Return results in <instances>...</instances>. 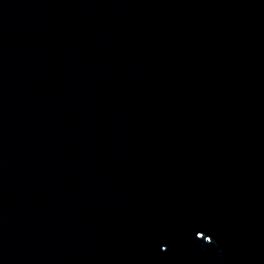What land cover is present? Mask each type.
<instances>
[{
	"label": "water",
	"instance_id": "1",
	"mask_svg": "<svg viewBox=\"0 0 264 264\" xmlns=\"http://www.w3.org/2000/svg\"><path fill=\"white\" fill-rule=\"evenodd\" d=\"M0 264H264V0H0Z\"/></svg>",
	"mask_w": 264,
	"mask_h": 264
},
{
	"label": "snow or ice",
	"instance_id": "2",
	"mask_svg": "<svg viewBox=\"0 0 264 264\" xmlns=\"http://www.w3.org/2000/svg\"><path fill=\"white\" fill-rule=\"evenodd\" d=\"M200 235H202V233L197 232V236H200ZM204 239H207L210 242V238L209 237L205 236Z\"/></svg>",
	"mask_w": 264,
	"mask_h": 264
}]
</instances>
